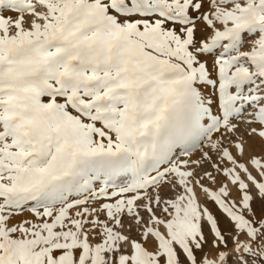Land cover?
Returning <instances> with one entry per match:
<instances>
[{
	"label": "snow or ice",
	"instance_id": "6c2138e0",
	"mask_svg": "<svg viewBox=\"0 0 264 264\" xmlns=\"http://www.w3.org/2000/svg\"><path fill=\"white\" fill-rule=\"evenodd\" d=\"M0 264H264V0H0Z\"/></svg>",
	"mask_w": 264,
	"mask_h": 264
},
{
	"label": "rangeland",
	"instance_id": "374dc122",
	"mask_svg": "<svg viewBox=\"0 0 264 264\" xmlns=\"http://www.w3.org/2000/svg\"><path fill=\"white\" fill-rule=\"evenodd\" d=\"M5 15H8V13H5ZM256 148L259 149V142H256Z\"/></svg>",
	"mask_w": 264,
	"mask_h": 264
}]
</instances>
